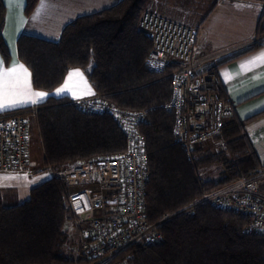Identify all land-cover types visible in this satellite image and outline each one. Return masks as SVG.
Returning <instances> with one entry per match:
<instances>
[{"label":"trees","instance_id":"obj_1","mask_svg":"<svg viewBox=\"0 0 264 264\" xmlns=\"http://www.w3.org/2000/svg\"><path fill=\"white\" fill-rule=\"evenodd\" d=\"M38 1L27 0V15ZM153 2L120 0L77 17L58 40L22 33L17 48L36 89L51 92L63 83L71 67H81L111 108L146 112L139 125L149 157L146 217L150 223H159L161 241L137 242L99 261L77 260L66 249L70 239L65 225L71 219L67 187L51 177L30 188L29 199L22 203L0 189V264H264V235L247 230L248 218L208 203L182 211L200 201L205 192L240 177L264 181V163L243 122L232 112L222 130L210 137L218 148L204 151L200 143L195 144L189 160L175 141L173 111L166 106L171 82L165 72L150 65L152 40L139 27L140 13ZM6 12L0 0V53L9 64L11 54L3 36ZM258 35H264V13ZM260 45L255 42L250 50ZM222 96L227 97L225 91ZM37 108L34 115L48 164L65 167L127 148L126 135L111 109L96 111L54 96ZM213 163L223 164L222 176L202 180L199 168Z\"/></svg>","mask_w":264,"mask_h":264},{"label":"built area","instance_id":"obj_2","mask_svg":"<svg viewBox=\"0 0 264 264\" xmlns=\"http://www.w3.org/2000/svg\"><path fill=\"white\" fill-rule=\"evenodd\" d=\"M139 27L152 40L150 65L170 79L172 93L166 106L174 115L172 134L191 160L194 145L219 133L232 112L222 96L219 72L200 68L194 29L151 8L140 13ZM76 102L96 111L111 109L126 135L127 148L60 168L47 164L50 176L67 187L70 221L77 236L75 258L99 261L137 242L161 241L159 223H150L146 217L149 157L139 128L146 112L111 108L98 94ZM35 110L38 108L0 113V171L26 169L31 143L29 113ZM202 203L248 218L247 230L264 235V181L260 178L240 177L205 192L200 201L182 211L189 212Z\"/></svg>","mask_w":264,"mask_h":264},{"label":"crops","instance_id":"obj_3","mask_svg":"<svg viewBox=\"0 0 264 264\" xmlns=\"http://www.w3.org/2000/svg\"><path fill=\"white\" fill-rule=\"evenodd\" d=\"M3 1L7 10L3 36L9 47L11 61L15 58L20 64L25 65L19 58L17 48V40L22 33L34 34L50 40H58L65 26L77 17L111 7L120 0H39L35 9L29 15L25 12L27 0H23L22 7L16 3V0H12L11 3L9 0ZM174 1L182 2V0H168L170 4L175 3ZM220 1L208 0L207 5H197L193 7L195 9L194 13L186 14L175 11L167 6V4L163 5L161 0H154L151 9L162 17L194 29L198 37V32L207 27L204 23ZM239 9L246 19L243 22L246 24L245 28L249 30H247L248 35H246L244 40L232 45V47L216 50L210 49L205 45H198L196 59L202 62L201 69L215 68L219 72L223 91H225L227 96L225 98L229 100L228 103L231 106V111L243 122L246 133L252 140L256 151L264 163V106H262L264 105V61L257 60L253 64L248 63L264 53V35H258V26L264 13V3L237 0V10ZM20 19L23 20V23H19ZM259 38L262 40L259 42L261 44L259 48L250 50ZM0 58L4 61L1 53ZM9 64H6L4 61L5 67ZM27 69L31 73L28 67ZM76 69H79L83 73V78L87 81V86H90L93 94H82L86 91L85 86L79 81V78H73L71 82L72 91L76 92V96L74 97L71 91L56 95L55 90L64 84L69 72ZM59 87L51 92L39 90L34 87L32 79V89L34 91L47 92L49 95L37 104H27L13 110L37 107L50 96L56 98L66 97L71 101H77L97 95V91L91 83L87 71L81 67H71ZM25 174H27V180L24 179ZM45 174H47V178L38 180L36 183H28V181L37 177H44ZM8 176L18 177V179L14 180L0 181V185H3L0 186V189L4 190L5 195L11 198H16L14 194L17 192V188L23 187L29 189L51 178L49 173L40 174L39 171L35 172V174L31 171L30 173L24 172L21 174H16V172L14 173L10 170L0 171V177Z\"/></svg>","mask_w":264,"mask_h":264},{"label":"rangeland","instance_id":"obj_4","mask_svg":"<svg viewBox=\"0 0 264 264\" xmlns=\"http://www.w3.org/2000/svg\"><path fill=\"white\" fill-rule=\"evenodd\" d=\"M173 1V0H172ZM250 2V0H245V2ZM175 2V1H174ZM252 2V1H251ZM257 2V1H253ZM163 5H166L174 9L175 11H180L186 13H194L197 5L202 6V4L208 3V0H182L177 1L173 4H170L168 0H161ZM260 3V2H258ZM246 19L243 17L242 11L237 10V0H224L220 1L216 7L212 10L209 15V18L206 19L204 23L207 26L204 30L198 32L197 44L205 45L210 49H222L227 47H232L234 44L240 43V41L244 40L248 32L245 27ZM248 28V27H247ZM249 31V30H248ZM262 36V35H261ZM262 40L256 41L261 42ZM94 64V60L91 61L90 65ZM37 108V107H34ZM38 112L35 110L34 112H30V132H31V143L28 150V163L26 169L22 172H17L16 174H21L24 172H40V174L49 173L47 169L48 162L44 159V148L42 146V141L39 138V127L35 118L37 116L34 115ZM202 149L205 151L208 148L214 149L218 148L219 144L215 139H207L200 143ZM264 157V156H263ZM89 160V159H87ZM264 160V158H263ZM84 161V160H81ZM47 162V164H46ZM80 162V161H77ZM76 162V163H77ZM33 166V167H32ZM42 169H45L41 171ZM223 164L222 163H213L206 166H202L198 170V175L202 180L208 179H218L222 176ZM15 173V172H14ZM224 186V185H223ZM16 197V201L22 203L29 199L30 197V188H17V192L14 194ZM65 228L68 231L70 243L66 245V249L70 250V255L75 256L77 251V236L73 224L70 220L66 222ZM107 257V256H106ZM105 257V258H106Z\"/></svg>","mask_w":264,"mask_h":264},{"label":"snow or ice","instance_id":"obj_5","mask_svg":"<svg viewBox=\"0 0 264 264\" xmlns=\"http://www.w3.org/2000/svg\"><path fill=\"white\" fill-rule=\"evenodd\" d=\"M9 2L11 3L12 0H9ZM16 3L22 7L23 0H16ZM19 23H23V20L20 19ZM16 27L18 30V24ZM257 60L264 61V53L260 54L258 57H255L248 63L253 64ZM73 78H79V81L85 86L86 91H84L82 94H93L91 92L90 86H87V81H85L83 78V73L79 69L69 72L64 84L55 90V94L61 95L71 91L72 95L75 97L76 92L72 91L71 83ZM48 95L49 93L47 92L34 91L32 89V75L25 65L20 64L17 59L13 58L11 63L5 67L3 59L0 58V113L13 110L27 104H37L43 101ZM45 178H47V174H45L44 177H37L31 181H28V183H36L38 180ZM14 179H18V177H0V181ZM24 179L27 180V174H25Z\"/></svg>","mask_w":264,"mask_h":264}]
</instances>
